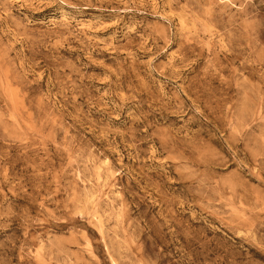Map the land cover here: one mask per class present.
<instances>
[{
  "label": "rangeland",
  "instance_id": "obj_1",
  "mask_svg": "<svg viewBox=\"0 0 264 264\" xmlns=\"http://www.w3.org/2000/svg\"><path fill=\"white\" fill-rule=\"evenodd\" d=\"M0 264H264V0H0Z\"/></svg>",
  "mask_w": 264,
  "mask_h": 264
}]
</instances>
